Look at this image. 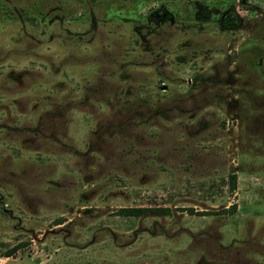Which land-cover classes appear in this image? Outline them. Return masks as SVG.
<instances>
[{
	"label": "rangeland",
	"instance_id": "1",
	"mask_svg": "<svg viewBox=\"0 0 264 264\" xmlns=\"http://www.w3.org/2000/svg\"><path fill=\"white\" fill-rule=\"evenodd\" d=\"M0 264H264V0H0Z\"/></svg>",
	"mask_w": 264,
	"mask_h": 264
},
{
	"label": "trees",
	"instance_id": "2",
	"mask_svg": "<svg viewBox=\"0 0 264 264\" xmlns=\"http://www.w3.org/2000/svg\"><path fill=\"white\" fill-rule=\"evenodd\" d=\"M230 176V180H229V184H228V188L229 189H234L235 187V175L234 173L229 174ZM235 208V203L232 202L230 204H228L227 207H225L226 210H232ZM169 208L168 207H160V206H154V207H140V206H135V207H121L119 209V211L123 212V213H135V214H141L144 213L146 211H153V212H161V213H166L168 212ZM14 250V248H11L10 250H7L5 255H9L12 253V251Z\"/></svg>",
	"mask_w": 264,
	"mask_h": 264
}]
</instances>
